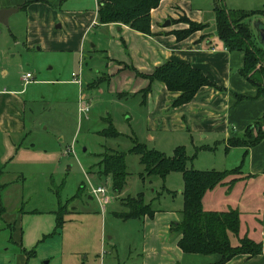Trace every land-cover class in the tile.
Returning a JSON list of instances; mask_svg holds the SVG:
<instances>
[{
	"label": "crops",
	"instance_id": "1",
	"mask_svg": "<svg viewBox=\"0 0 264 264\" xmlns=\"http://www.w3.org/2000/svg\"><path fill=\"white\" fill-rule=\"evenodd\" d=\"M64 1L0 0V8L18 6V11L23 12V19L26 23L25 34L12 35L15 43L22 41L23 46L31 47L34 42H43L39 39V36H42L43 25L50 24L52 28L60 21V26L67 24L69 28H73L75 40L55 46L78 49L79 52L86 51L89 55H93L92 58H97L101 65H105L110 73L113 67L122 69L119 72L120 75L109 78V82L113 86L111 89L108 88V83L101 85H106L109 89V97L116 98L117 102L122 101L128 105L125 119L132 123L135 129L142 127L146 132L159 129L165 131L186 130L192 139L195 134H199L213 142H222L225 146L228 138L242 133L246 126L264 113V95L257 97L255 86L239 73L244 63V52L227 50L215 35L214 8L220 0H161L159 5L150 11V34L141 33L128 25L119 23L99 24L97 22V0L95 10L64 8ZM223 1L229 9L264 8V0ZM26 2H28L27 6L22 9L21 6ZM18 11L13 12L8 17V21ZM180 15L195 22L207 23L208 35L206 38H201V32H195L184 39L177 40L173 31L186 26L184 22L176 21ZM250 20L260 21L264 24L263 15ZM250 20L248 21L249 27L255 41L258 42L257 30L250 24ZM168 21L169 24L166 25ZM55 28L57 27L55 26ZM90 32H93L94 38L89 41L86 40V37ZM86 41L88 47H85ZM81 60L82 70L80 73H75L80 82L74 81L72 74L70 80L79 85H82L83 78L90 77L88 60H85L84 57ZM167 60L189 63L194 68L201 70L215 84V87L202 86L191 101L179 106H172V102L179 95L178 92L169 91L159 81L149 84L147 79L133 74V69L149 74ZM105 61H107L106 64H104ZM123 66L126 68L123 69ZM95 71L99 72V69ZM115 85L119 90L115 88ZM147 85H149L148 92L142 94V90ZM99 86L92 90L82 88L78 107L83 101L94 102L96 90L103 93ZM119 92L130 94V96L120 97L117 95ZM239 96L243 98L239 99ZM25 109L26 101L17 91L5 88L0 90V136L7 135L13 139L11 143L14 144L15 153L29 154L35 149H48L46 144L50 143V139H44L41 142L40 145L43 147L46 145L45 148L38 147L33 142L26 145L19 142L39 134L37 127L26 125ZM45 131L46 127L42 129L41 134ZM133 138L139 141L136 135ZM53 139L55 138H51V140ZM225 151L226 156L232 155V165L222 167L220 170L239 166L243 153L246 151L240 174L230 189L225 183L208 190L202 198L203 209L214 211H224L228 208L237 209L240 218L238 236L246 235L263 244L261 253L253 256L237 254L225 264H264V138L258 144L247 149L237 146L225 149ZM38 161L35 155L19 158L12 155L5 161L0 169V177L8 174L14 175V179L11 181L0 183V186L9 189L8 196L15 188L19 187L18 180L24 181L28 175L26 170L37 164ZM236 162L237 165H235ZM139 178L141 182H144L143 177L139 176ZM129 180L128 175L125 188L119 193L113 191V195L109 194L108 186L105 187L107 189L104 197L106 206L112 204L114 194L130 193ZM108 182L111 184L110 177ZM9 183L12 184L9 185ZM15 184L17 186H14ZM142 188H144V183H142ZM151 191V195H147L143 189L138 192H143L146 199L151 200L150 203L155 209L153 217L144 216L141 219L125 221L133 223L132 225L137 228L134 239H131L127 249H124L125 255L121 257L119 251L121 249L115 242L112 246L116 252L115 262L111 258L93 252L92 256L87 253L82 260H76L75 255H71L70 257L74 260L73 264H216L220 259L218 254L185 253L178 247L177 242L180 235L171 232L170 227L173 222L179 220L182 203L177 210L155 207L154 203L158 199L168 197L173 193L169 188H167V192L159 193L160 195H154V189ZM88 198L92 199L91 196ZM254 200L258 206L256 210L250 208ZM106 206L104 207L103 203L101 208L104 213L107 211ZM1 211L0 216L8 226L18 222L21 225L24 214L43 212L40 208H33L22 210L17 215L6 216V207L2 204ZM25 237L26 232L21 229L19 232L20 243L25 240ZM37 238L35 237L33 242ZM230 239L231 242L236 243L237 241L233 235L230 236ZM31 242L29 241V244ZM27 259L24 253H19L17 264H27ZM32 264L38 263L35 261ZM70 264H72L71 261Z\"/></svg>",
	"mask_w": 264,
	"mask_h": 264
},
{
	"label": "rangeland",
	"instance_id": "2",
	"mask_svg": "<svg viewBox=\"0 0 264 264\" xmlns=\"http://www.w3.org/2000/svg\"><path fill=\"white\" fill-rule=\"evenodd\" d=\"M222 2L224 1H219ZM64 3V8L71 10L96 9V0H65ZM23 18V12L18 11L7 24L0 22V90L5 88L20 94L26 101V125H34L39 132L36 137L30 136L18 141L24 145L33 142L38 147L45 148L47 145L49 148L35 149L29 154L15 153L14 144L11 143L13 139L7 135L0 136V169L12 155L16 158L35 155L39 160L34 166L29 165L31 167L26 170L28 175L24 181L18 180L19 187L9 196V189L0 186V214L1 204L6 207V216L17 215L22 210L33 208L43 210L42 213L24 214L21 225L18 222L8 226L0 216V264H17L19 253L26 255L27 264L35 261L38 264H70L71 261L73 264L71 255H75L76 260H82L87 253L92 256L93 252L115 262L113 243L116 242L120 247L122 257L126 254L124 249H127L128 242L137 234V228L133 223H126L114 217L112 211L114 213L125 209L123 204L127 198L134 197L136 192L142 189L147 195H151L152 189L155 190L154 195L167 192V188L172 191L173 195L158 199L154 203L155 207L177 210L182 203V174L170 172L164 179L157 176L147 177L143 172V165L139 162V156L129 152L135 135L147 148L155 149L166 156H172L177 147H182L185 154L192 158L187 166L198 170H220L227 165L230 167L232 155L226 156L222 142H213L199 134H195L192 139L186 130L159 129L146 132L142 127L135 129L132 123L125 119L128 105L109 97L108 88L113 87L109 78L120 75L122 69L113 67L114 70L112 68L110 73L105 65H101L97 58H92L93 55L86 51L79 52L78 49L55 46L75 40L73 28H69L67 24L60 26V21L55 24L57 28H51L50 24L43 25L42 36H39L43 42H34L31 47L23 46L22 41L15 43L12 35L25 34L26 23ZM185 18L180 15L176 21L184 22L186 26L183 29L187 30L190 25ZM253 20H250V24L254 27ZM195 32H201L203 38V31H193ZM91 38H94L93 32L87 35L86 40L90 41ZM85 47H88L87 41ZM83 57L88 60L90 77L83 78L82 85H79L70 80L72 73L81 72ZM106 63L107 61L104 64ZM96 69H99V72H96ZM25 73L33 76L28 82L22 80ZM133 74L142 77L135 72ZM145 79L149 82V78ZM105 83L109 84L108 88L101 85ZM98 86L103 93L96 90L94 102H87L89 110L79 112L78 101L82 88L92 90ZM115 88L119 90L116 85ZM148 89L149 85L142 90V94H146ZM117 95L130 96L122 92ZM106 119L110 120L121 136L100 135L99 132L108 127ZM44 127L46 131L41 134ZM53 137L55 139L51 140ZM44 139H50V143L43 147L40 144ZM71 146L72 151L69 150ZM109 151L126 153L125 164L129 172L130 193L114 194L110 206H106L104 202V207L107 208L104 213L96 199L92 198L90 186H108L109 194L113 195L111 184L107 183L110 176L104 175L99 166L101 155ZM239 174L234 172L225 179L229 182ZM139 176L143 177L144 182H141ZM12 179L13 174L3 175L0 177V183ZM159 186L161 187L158 188ZM56 192L59 193V199ZM76 195L78 196L73 198ZM89 196L92 199L88 198ZM59 200L60 204H65L64 208L68 212L64 215L65 222L56 230L55 212L59 207ZM150 201L144 196L145 203ZM257 207L254 200L250 208L256 210ZM21 229L26 232V237L20 243ZM35 237L38 238L33 242ZM29 241H32L31 244ZM31 250L34 252L31 253Z\"/></svg>",
	"mask_w": 264,
	"mask_h": 264
},
{
	"label": "trees",
	"instance_id": "3",
	"mask_svg": "<svg viewBox=\"0 0 264 264\" xmlns=\"http://www.w3.org/2000/svg\"><path fill=\"white\" fill-rule=\"evenodd\" d=\"M161 0H97V22L99 24L119 23L144 34L151 33L150 11L159 5ZM222 1V0H220ZM28 2L21 7L25 9ZM264 16V8L243 10L229 9L224 3H218L214 8V31L216 37L229 51L244 52V63L239 73L251 82L256 88V96L264 95V47L255 41L248 21L257 16ZM190 25L189 29L173 31L177 40L184 39L195 30L203 31V38L208 35V24L195 22L185 18ZM135 74L163 83L169 91L179 92L172 102V106H179L191 101L202 86H214L201 70L194 68L189 63L167 60L157 66L150 74L141 73L133 69ZM243 97L239 96V99ZM108 127L100 131L105 137H118L121 133L115 130L109 119ZM254 132L256 134H254ZM264 138V113L239 135L227 139L225 149L231 147L249 148L258 144ZM130 153L139 156L143 165V172L147 176H157L164 179L170 172H180L183 178L182 208L180 218L171 224V232L180 235L178 247L185 253H198L203 255L218 254L220 259L216 264H225L237 254L257 255L262 252L263 244L256 242L248 236L239 237L240 218L239 211L228 208L224 211L204 210L202 198L204 194L216 187L225 184L228 188L235 183L237 178L226 181V177L234 172L240 173L246 151L243 153L239 166L225 170H198L189 168L187 163L192 160L185 154L182 147H177L172 156H166L155 149L147 148L143 143L134 140ZM125 152L109 151L101 155L99 166L104 175L111 178V187L115 192H121L126 185L129 175L125 164ZM80 190L81 187L79 186ZM78 192V190H77ZM59 199V193L56 192ZM73 196V198L77 197ZM72 198V199H73ZM71 201V200H70ZM69 201V202H70ZM55 212L56 230L61 228L64 215L68 211L65 204L58 201ZM121 211L113 215L123 221L141 219L144 216L153 217L155 209L152 204L144 202L143 192H138L134 197H128ZM237 238L232 243L230 236ZM34 251L31 250V253Z\"/></svg>",
	"mask_w": 264,
	"mask_h": 264
},
{
	"label": "built area",
	"instance_id": "4",
	"mask_svg": "<svg viewBox=\"0 0 264 264\" xmlns=\"http://www.w3.org/2000/svg\"><path fill=\"white\" fill-rule=\"evenodd\" d=\"M72 76L74 77V81L76 82H80V80L78 78H76L75 73H72ZM32 75L30 73H25L22 75V80H24L25 82H28L32 79ZM89 110V105L83 101L80 103L79 107H78V111L83 113V112H87ZM70 151H72V146L69 149ZM90 194L92 196V198L96 199V201L98 202V204L100 205V207L102 208V205L104 203V197L105 194L107 192V189L104 186H90Z\"/></svg>",
	"mask_w": 264,
	"mask_h": 264
},
{
	"label": "water",
	"instance_id": "5",
	"mask_svg": "<svg viewBox=\"0 0 264 264\" xmlns=\"http://www.w3.org/2000/svg\"><path fill=\"white\" fill-rule=\"evenodd\" d=\"M19 10V7H8V8H0V22L7 24L8 23V17L13 13ZM168 25L169 21L166 22ZM254 26L257 30V39L261 46L264 47V24L260 21H256L254 23Z\"/></svg>",
	"mask_w": 264,
	"mask_h": 264
}]
</instances>
